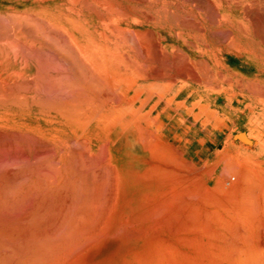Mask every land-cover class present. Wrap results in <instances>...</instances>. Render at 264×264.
<instances>
[{"label":"bare ground","instance_id":"1","mask_svg":"<svg viewBox=\"0 0 264 264\" xmlns=\"http://www.w3.org/2000/svg\"><path fill=\"white\" fill-rule=\"evenodd\" d=\"M242 117L264 0H0V264H264ZM194 127L227 134V172L187 156Z\"/></svg>","mask_w":264,"mask_h":264},{"label":"rangeland","instance_id":"2","mask_svg":"<svg viewBox=\"0 0 264 264\" xmlns=\"http://www.w3.org/2000/svg\"><path fill=\"white\" fill-rule=\"evenodd\" d=\"M116 0H113L115 2ZM111 2V1H110ZM132 5V4H131ZM222 105L226 104V101L221 102ZM238 106V104H236ZM170 114L167 112L165 115ZM242 128H247L248 130L256 129L258 131L263 130L259 135V143L264 146V119L260 121H247L243 117L240 119ZM177 122H170V125L173 126L169 134H175L179 131V123ZM249 123V124H248ZM173 124V125H172ZM190 125V123H188ZM176 127V128H175ZM260 129V130H259ZM178 130V131H177ZM192 131V132H191ZM214 133V134H213ZM207 133L203 132L201 129L194 127L190 130L189 134L187 135L188 142L186 143L185 150L188 153V157L195 163H197L199 166H204L203 168V175L204 178H208L210 175H221L223 172L226 171V167H223L221 164V157H218L217 155H214L217 151H220L224 148L225 145V138L227 137V134L220 131H212V133L209 131L208 135ZM198 135V136H197ZM182 140L180 137L178 138V143H182ZM232 175H230L231 177ZM227 176L225 179L222 178L223 181H225L227 186H232V182L238 183V179L232 181L231 184L229 183L230 178ZM220 178V176H219ZM218 178V179H219ZM212 179V178H211ZM213 181L216 180V178L212 179ZM209 182V181H208ZM211 185L212 183L209 182ZM263 199L262 207L264 208V198Z\"/></svg>","mask_w":264,"mask_h":264}]
</instances>
